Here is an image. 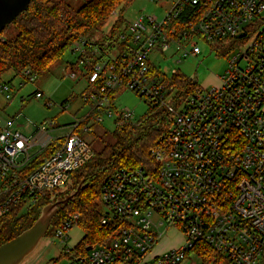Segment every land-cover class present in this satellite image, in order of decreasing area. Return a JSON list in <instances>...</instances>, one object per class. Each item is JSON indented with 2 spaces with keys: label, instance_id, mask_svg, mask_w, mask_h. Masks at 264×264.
I'll use <instances>...</instances> for the list:
<instances>
[{
  "label": "built area",
  "instance_id": "obj_1",
  "mask_svg": "<svg viewBox=\"0 0 264 264\" xmlns=\"http://www.w3.org/2000/svg\"><path fill=\"white\" fill-rule=\"evenodd\" d=\"M202 42L230 55L212 88L196 81L185 92L150 59L154 52L178 55L179 62L197 57ZM71 50L86 67L82 98L91 111L59 137L51 132L58 126L53 119L25 132L17 116L0 115V216L64 187L93 156L75 131L85 118L140 123L133 110L116 104V93L129 90L145 99L147 112L162 114L150 150L155 165L121 167L107 178L102 225L111 235L102 244L83 251L82 239L70 243L78 213L55 227L66 264H189L193 258L204 264L209 249L219 254L218 264H264V0H173L161 18L136 12L107 42L80 38ZM22 75L38 79L30 69ZM0 93L12 99L9 82L0 81ZM171 229L183 235L182 244L155 253Z\"/></svg>",
  "mask_w": 264,
  "mask_h": 264
},
{
  "label": "trees",
  "instance_id": "obj_2",
  "mask_svg": "<svg viewBox=\"0 0 264 264\" xmlns=\"http://www.w3.org/2000/svg\"><path fill=\"white\" fill-rule=\"evenodd\" d=\"M132 0H32L29 8L11 23L16 34L5 37L8 25L0 31V81L2 75L13 69L23 74L26 69L42 75L57 59L80 38H87L93 30L99 29L107 19L117 12L109 38H112L125 24L124 13ZM108 38V39H109ZM185 92L193 89L196 81L183 73L174 72L166 77ZM161 112H147L140 123L127 122L115 125L111 131L113 141L104 142L100 150L93 148V156L79 169L73 171L64 187L46 191L32 207L18 212V208L0 216V245L30 228L40 216L42 208L57 197L70 193L85 178V188L51 221L46 236L52 237L53 230L70 214H79L78 224L84 231L79 243L80 250L87 245L102 244L111 232L102 225L101 195L107 178L118 168L153 166L150 150L162 131ZM91 117L85 118L75 129L83 132ZM52 146L50 150H52ZM47 153L42 154L37 163ZM206 254V255H205ZM61 253L60 258L66 256ZM208 257V260H207ZM204 264H218L220 256L212 249L204 253ZM206 258V259H205Z\"/></svg>",
  "mask_w": 264,
  "mask_h": 264
},
{
  "label": "rangeland",
  "instance_id": "obj_3",
  "mask_svg": "<svg viewBox=\"0 0 264 264\" xmlns=\"http://www.w3.org/2000/svg\"><path fill=\"white\" fill-rule=\"evenodd\" d=\"M173 4V0H132L127 7L124 16L127 19L136 12H144L151 15L163 17ZM114 12L107 21L87 35V38L103 43L107 42L111 29L118 18ZM126 25L124 24L122 28ZM16 34L14 25H10L4 36L9 38ZM202 52L197 57L182 59L178 55L171 56L170 52L165 57L154 52L150 55L151 61L160 66L164 73L170 75L173 72H180L186 77L197 81L203 87L212 88L221 82V77L226 74L230 63V55L226 49L219 51L212 50L211 45L202 42ZM76 77H72V73ZM86 67L80 62L79 54L73 52L71 47L57 59L49 69L38 76L36 82L26 81L24 76L11 69L2 75L1 80L9 82L13 96L7 100L3 93H0V115L4 118L18 117L17 124L25 132L34 128L47 119H53L57 127L52 129L55 137L63 136L71 131V126L81 118L87 116L91 107L84 102L82 94L88 89L89 84L85 76ZM43 92L42 98H37L34 92ZM25 98V100H23ZM116 104L123 108H129L136 114V119L142 118L148 111V104L133 91L124 90L116 93ZM115 128V116L105 115L102 123L90 121L83 132L76 131L96 150H100L104 142H112L111 131ZM102 205V204H101ZM101 211H105L101 206ZM84 236L80 225H75L70 231V243L75 245ZM183 235L176 230H168L155 246V253H162L179 247L183 242ZM63 253L62 245L54 237L45 236L37 248L25 257L19 264H66V256ZM200 264L199 258L189 264Z\"/></svg>",
  "mask_w": 264,
  "mask_h": 264
},
{
  "label": "water",
  "instance_id": "obj_4",
  "mask_svg": "<svg viewBox=\"0 0 264 264\" xmlns=\"http://www.w3.org/2000/svg\"><path fill=\"white\" fill-rule=\"evenodd\" d=\"M32 0H0V31L10 25L17 16L29 8ZM85 178L70 193L59 196L46 204L36 222L13 239L0 245V264H19L31 254L46 236L52 219L85 188ZM87 250H91L88 247Z\"/></svg>",
  "mask_w": 264,
  "mask_h": 264
}]
</instances>
